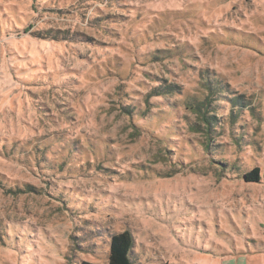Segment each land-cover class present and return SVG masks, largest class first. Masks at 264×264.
Instances as JSON below:
<instances>
[{
    "label": "rangeland",
    "instance_id": "obj_1",
    "mask_svg": "<svg viewBox=\"0 0 264 264\" xmlns=\"http://www.w3.org/2000/svg\"><path fill=\"white\" fill-rule=\"evenodd\" d=\"M125 230L135 264H264V0H0V264H106Z\"/></svg>",
    "mask_w": 264,
    "mask_h": 264
},
{
    "label": "trees",
    "instance_id": "obj_2",
    "mask_svg": "<svg viewBox=\"0 0 264 264\" xmlns=\"http://www.w3.org/2000/svg\"><path fill=\"white\" fill-rule=\"evenodd\" d=\"M49 37V33H46ZM47 38V37H44ZM55 39L54 37H51ZM173 90H178L176 86L169 87H156L153 89L152 93L149 96H162ZM206 91L207 95L203 99H192L187 102V106L189 110H191L197 118L201 121L202 124H197L193 126V130L195 132H200L205 135L206 143H204L205 149L211 153L212 147V138L213 132H215L214 128L220 125V120L216 116L215 109L213 108L214 102L219 94V87L213 85L210 81L206 83ZM234 107L241 109L246 108L245 103L241 100V98H236L231 101ZM248 107V106H247ZM128 114H130L128 112ZM225 167V166H224ZM229 167H227L228 169ZM231 170H237L235 168L230 167ZM238 172L240 169L237 170ZM226 172V171H225ZM241 179L245 183H261V171L259 168H253L250 171H245L240 175ZM33 191H36L35 188H29ZM23 192V191H22ZM58 198H61L60 196ZM108 236V260L106 264H135L132 258L133 249L135 247V238L130 230H125L119 233H106ZM81 264H96L84 261Z\"/></svg>",
    "mask_w": 264,
    "mask_h": 264
},
{
    "label": "crops",
    "instance_id": "obj_3",
    "mask_svg": "<svg viewBox=\"0 0 264 264\" xmlns=\"http://www.w3.org/2000/svg\"><path fill=\"white\" fill-rule=\"evenodd\" d=\"M256 249H257V250H254V252H252L251 250L246 251V252H245V251H242L241 254H244V255H253L254 253H258L259 250H260L258 246H256ZM252 250H253V249H252ZM240 258H242V257H239V259H240ZM239 259H237L238 262H239ZM233 262L235 263L236 261H233ZM234 263H233V264H234Z\"/></svg>",
    "mask_w": 264,
    "mask_h": 264
}]
</instances>
